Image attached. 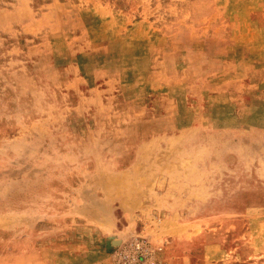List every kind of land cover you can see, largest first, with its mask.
I'll use <instances>...</instances> for the list:
<instances>
[{"label": "rangeland", "instance_id": "rangeland-1", "mask_svg": "<svg viewBox=\"0 0 264 264\" xmlns=\"http://www.w3.org/2000/svg\"><path fill=\"white\" fill-rule=\"evenodd\" d=\"M262 6L264 0H0V264H50L66 242L82 239L91 260L106 251L112 264L114 250L134 237L148 241L158 264L164 251L212 247L232 249L233 264H242V252L250 264H264L260 100L238 124L203 110L182 115L191 124L188 143H171L164 176L140 178L147 191L135 193L128 101H114L121 113L86 112L84 88L71 81L115 69L112 51L127 66L132 23L197 43L220 10L244 15ZM260 74L256 83L264 85ZM163 124L177 132L174 116ZM137 200L143 205L132 208ZM128 226L130 236L117 241V229Z\"/></svg>", "mask_w": 264, "mask_h": 264}, {"label": "crops", "instance_id": "crops-1", "mask_svg": "<svg viewBox=\"0 0 264 264\" xmlns=\"http://www.w3.org/2000/svg\"><path fill=\"white\" fill-rule=\"evenodd\" d=\"M246 11L242 15L241 10L224 9L217 12V16L212 15L211 30L204 39L199 36L197 43L181 41L171 34H159L150 24L132 23L127 41L130 46L127 66H119L116 60L119 56L112 51L108 64L115 69L104 66L92 76L73 75L74 85L78 83L84 88L82 101L86 112L121 113L122 108L113 105L114 101L119 100V106L122 98L128 101L131 114L128 127L133 135L128 171L137 179L135 193L147 191L140 178L164 176L171 158V143H188L186 130L191 124L182 123L179 120L182 115L200 114L203 110V114L211 116L213 113L230 116L238 124L240 114L250 112L248 117L251 116L259 100L264 111V85L257 84L254 76L259 71L264 79V6L256 12ZM157 91L160 93L155 94ZM172 116L178 122L177 132L169 134L170 124H163V119ZM135 129L140 131L134 136ZM161 186L155 184L153 187ZM142 205L137 200L132 208ZM81 214L89 216L86 212ZM137 216L144 224L145 219ZM131 231L129 226L117 229L115 239L124 242ZM53 245L51 243V247ZM64 247L65 253L55 254L50 264H110L106 251H97L99 259L91 260L90 247L84 239L68 241ZM232 252V249L215 247L192 254L190 251H164L161 263L233 264ZM249 256V252H242L240 262L250 264Z\"/></svg>", "mask_w": 264, "mask_h": 264}, {"label": "built area", "instance_id": "built-area-1", "mask_svg": "<svg viewBox=\"0 0 264 264\" xmlns=\"http://www.w3.org/2000/svg\"><path fill=\"white\" fill-rule=\"evenodd\" d=\"M111 257L112 264H158L155 250L147 240L138 237L119 245Z\"/></svg>", "mask_w": 264, "mask_h": 264}]
</instances>
